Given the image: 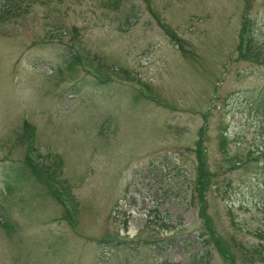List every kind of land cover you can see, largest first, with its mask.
<instances>
[{"label":"rangeland","instance_id":"1","mask_svg":"<svg viewBox=\"0 0 264 264\" xmlns=\"http://www.w3.org/2000/svg\"><path fill=\"white\" fill-rule=\"evenodd\" d=\"M261 232L264 0H0V264H264Z\"/></svg>","mask_w":264,"mask_h":264},{"label":"trees","instance_id":"2","mask_svg":"<svg viewBox=\"0 0 264 264\" xmlns=\"http://www.w3.org/2000/svg\"><path fill=\"white\" fill-rule=\"evenodd\" d=\"M248 32L246 31V22L244 21L243 25L241 26V31H240V42H239V54H240V57H243V55H249L251 53V45L250 44V41L249 40H246V34ZM79 63V60L75 59L73 61L70 62V65L69 67H74L75 65H77ZM199 155L201 156V154L199 153ZM26 159V158H25ZM26 162L30 161L28 158L25 160ZM29 166L31 167V169L35 171V169L31 166V164L28 162ZM10 170L12 172H15V176H14V180H21L22 178L24 179L25 177H23L25 175V171L23 170H19L18 167H13V166H10ZM37 173V172H36ZM3 175V174H2ZM6 176V174H5ZM38 179H40L41 177H37ZM52 187V186H51ZM54 189V187H52ZM54 194L55 196L59 199V201L63 202L61 197H60V194L58 193V196H57V191H55L54 189ZM259 234V237L264 239V233H258ZM229 264H232V263H229Z\"/></svg>","mask_w":264,"mask_h":264}]
</instances>
